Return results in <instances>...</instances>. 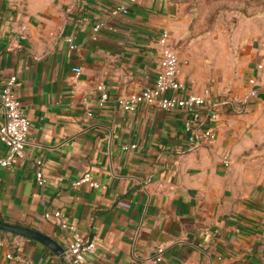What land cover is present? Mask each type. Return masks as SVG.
I'll return each instance as SVG.
<instances>
[{
  "label": "crops",
  "instance_id": "0c3cea01",
  "mask_svg": "<svg viewBox=\"0 0 264 264\" xmlns=\"http://www.w3.org/2000/svg\"><path fill=\"white\" fill-rule=\"evenodd\" d=\"M125 3L129 13H112ZM190 4L0 0V88L17 75L31 121L25 156L0 164L1 219L64 247L75 230L97 235L87 264H264V22H244L229 45L216 40L196 50L185 46ZM163 29L190 89L242 100L220 107L213 142L188 141L183 111L147 103L126 110L118 102L155 81ZM252 76L259 96L249 95ZM100 84L109 94L103 103ZM7 152L0 141V157ZM88 171L98 186L73 183ZM47 210L62 216L46 217ZM0 237V264H23L9 252L36 264H70L36 239L3 229Z\"/></svg>",
  "mask_w": 264,
  "mask_h": 264
},
{
  "label": "built area",
  "instance_id": "2783aa9c",
  "mask_svg": "<svg viewBox=\"0 0 264 264\" xmlns=\"http://www.w3.org/2000/svg\"><path fill=\"white\" fill-rule=\"evenodd\" d=\"M137 0H129L135 2ZM129 4H120L113 7L112 13H129ZM102 26V22L96 25V29ZM27 25L21 26L20 37H27ZM71 47H76L73 37H69ZM158 42L161 45V57L159 70L155 81L147 85L138 92L122 95L118 102L126 110H134L140 103H147L166 110H180L185 113L183 129L188 141L193 145H199L202 142H213L217 136L216 122L220 115V107L225 104L241 102L240 97L221 95L211 89L199 93L189 88L188 84L180 78L181 58L177 45L173 42L170 31L163 29L159 35ZM262 66V64H258ZM82 67L77 66L76 72L79 73ZM17 75L12 74L3 83L0 88V103L5 115L3 122H0V141H2L8 152L5 156L0 157L2 166L12 165L22 159L26 154V146L31 127V121L26 114L22 100L20 99L15 85ZM251 89L249 95L259 96L260 88L258 79L255 76L249 78ZM98 88L102 91L100 103L107 100L109 94L106 87L100 84ZM137 143L125 145L126 148L136 147ZM38 166L36 179L39 184H46V177L43 171L44 160L41 157L35 158ZM81 182H91L98 186L99 182L93 179L90 171L86 172L81 178L74 181V184ZM55 215L62 216L60 210H47L45 216ZM63 227L69 225L62 223ZM4 239L0 237V246ZM98 243V236L93 235L91 238H85L84 235L75 230L72 240L65 247V257L70 264H87V258L94 253ZM163 247L157 248L158 255L156 258L161 259ZM8 257L14 258L23 264H36L32 258L26 257L23 253L7 254Z\"/></svg>",
  "mask_w": 264,
  "mask_h": 264
},
{
  "label": "rangeland",
  "instance_id": "374dc122",
  "mask_svg": "<svg viewBox=\"0 0 264 264\" xmlns=\"http://www.w3.org/2000/svg\"><path fill=\"white\" fill-rule=\"evenodd\" d=\"M188 1L191 3L190 21L184 36L188 39L185 46L196 50L205 45H214L216 40L221 41L222 45H229L233 33L244 22H264V0Z\"/></svg>",
  "mask_w": 264,
  "mask_h": 264
},
{
  "label": "water",
  "instance_id": "95a60500",
  "mask_svg": "<svg viewBox=\"0 0 264 264\" xmlns=\"http://www.w3.org/2000/svg\"><path fill=\"white\" fill-rule=\"evenodd\" d=\"M0 229L36 239L49 246L55 253L65 257V247L57 239L38 229L4 221L0 218Z\"/></svg>",
  "mask_w": 264,
  "mask_h": 264
}]
</instances>
